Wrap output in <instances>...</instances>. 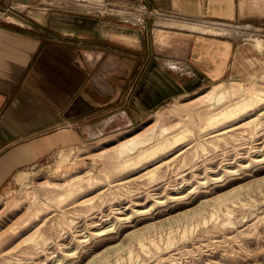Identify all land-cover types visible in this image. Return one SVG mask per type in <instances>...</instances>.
Returning <instances> with one entry per match:
<instances>
[{"label": "rangeland", "instance_id": "374dc122", "mask_svg": "<svg viewBox=\"0 0 264 264\" xmlns=\"http://www.w3.org/2000/svg\"><path fill=\"white\" fill-rule=\"evenodd\" d=\"M39 1L139 16L137 0ZM202 6L200 31L239 44L228 76L24 170L31 186L0 198V264H264V0Z\"/></svg>", "mask_w": 264, "mask_h": 264}, {"label": "crops", "instance_id": "0c3cea01", "mask_svg": "<svg viewBox=\"0 0 264 264\" xmlns=\"http://www.w3.org/2000/svg\"><path fill=\"white\" fill-rule=\"evenodd\" d=\"M136 2L143 21L0 0V198L56 151L228 76L239 44L200 31L203 0Z\"/></svg>", "mask_w": 264, "mask_h": 264}, {"label": "bare ground", "instance_id": "6f19581e", "mask_svg": "<svg viewBox=\"0 0 264 264\" xmlns=\"http://www.w3.org/2000/svg\"><path fill=\"white\" fill-rule=\"evenodd\" d=\"M102 3V2H101ZM119 6V5H118ZM190 27V26H189ZM199 29H200V27H199ZM227 91H229V92H231V93H234L235 91L232 89V88H229V87H225V88H220V89H216V88H213V89H211L210 90V94H208V95H206L205 96V100L207 101H209V102H207V104L208 103H210V99H214V98H216V99H220V98H222L223 96H224V94H225V92H227ZM214 101H216V100H214ZM229 106L230 105H228V107L226 108V111L225 112H222V114H220V115H225L226 114V112L229 110L228 108H229ZM211 107V106H210ZM233 107V106H232ZM228 109V110H227ZM221 117V116H220ZM213 118H217V116H215V117H213ZM213 118H211V119H213ZM166 130H167V128H164L163 130H162V135L166 132ZM135 138H136V136H133V137H131V139L130 140H128V142H126L125 144H121V146H125L126 144H130V143H133L134 141H135ZM148 140V139H147ZM146 139H142V140H139V142H141V143H145L146 141H147ZM160 144V145H159ZM159 144H157V145H155L152 149L153 150H158L159 148H161V146H162V144L163 143H159ZM60 152H59V154H58V159L60 160V162H62V161H64L65 160V158H66V156H65V154H66V152H65V150H59ZM121 168V167H120ZM29 173L27 172V171H24V172H20V173H18V175H17V180L21 183V185H22V187L24 188V187H27V186H31L30 184H31V178H30V176L28 175ZM73 195V194H72ZM138 242H139V245L141 246V247H144V242L141 240V239H139L138 240ZM151 243L152 242H155L153 239H151V241H150ZM170 258H168V260H166L164 257H157L158 259H157V261L158 262H163V264H173V263H175L174 262V258H172V255H170L169 256ZM164 260H166V261H164Z\"/></svg>", "mask_w": 264, "mask_h": 264}, {"label": "built area", "instance_id": "2783aa9c", "mask_svg": "<svg viewBox=\"0 0 264 264\" xmlns=\"http://www.w3.org/2000/svg\"><path fill=\"white\" fill-rule=\"evenodd\" d=\"M135 19H140V21H143V16H141L140 18L137 17V18H135Z\"/></svg>", "mask_w": 264, "mask_h": 264}]
</instances>
